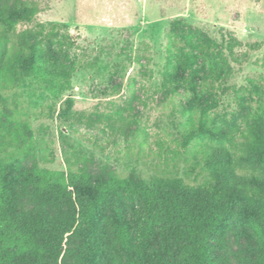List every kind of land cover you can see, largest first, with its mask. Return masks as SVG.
<instances>
[{"label":"rangeland","instance_id":"374dc122","mask_svg":"<svg viewBox=\"0 0 264 264\" xmlns=\"http://www.w3.org/2000/svg\"><path fill=\"white\" fill-rule=\"evenodd\" d=\"M16 4L38 7V22L67 24L79 44L68 54L84 63L56 95L33 81L0 90V155L17 183L37 166L66 173L84 169L95 182L170 177L198 185L207 174L198 166L199 148L185 140L191 114L197 118L209 110L226 129L252 127L256 95L250 81L264 95V0H0V9ZM30 27L20 23L18 31ZM182 30L219 42L232 35L243 43L236 49L241 63L232 62L229 81L241 89L243 99L200 86L192 92L180 87L178 95L160 88L167 35ZM256 44L260 48L251 49ZM101 114L131 124L107 125L98 120ZM236 141L237 173L246 180H264V157L242 152L246 140ZM89 194L99 201L97 191ZM124 216L133 225L127 196L104 198L95 225L71 240L68 264H125L134 253L119 245L110 227ZM253 217L244 196L234 206L224 247L217 251L230 264H264ZM158 242L156 234L152 247Z\"/></svg>","mask_w":264,"mask_h":264},{"label":"trees","instance_id":"16d2710c","mask_svg":"<svg viewBox=\"0 0 264 264\" xmlns=\"http://www.w3.org/2000/svg\"><path fill=\"white\" fill-rule=\"evenodd\" d=\"M39 8L16 4L0 9V90L9 91L36 82L54 95L66 90L71 76L84 67L69 52L79 48L77 38L64 23L38 22ZM20 23L31 25L21 32ZM166 64L160 88L178 95L183 87L192 92L235 93L230 85L232 62L241 63L236 49L243 43L234 36L216 41L196 34L167 35ZM258 50L259 44L251 45ZM256 95L251 128L226 129L215 123L209 110L193 113L185 136L199 148L205 181L189 185L182 178L155 177L139 182L111 177L93 180L87 170L77 172L33 167L23 182L10 175V163L0 155V264H68L70 242L79 232L93 227L104 198L123 194L131 201L133 225L124 216L110 223L116 241L133 257L125 264H230L217 254L223 249L225 226L234 206L246 197L254 214L253 229L264 257V180H246L237 173V138L246 140L247 153L264 157V95L250 81ZM100 122L128 126L131 121L101 114ZM246 154V153H245ZM244 153L241 159L245 158ZM95 190L99 201L89 192ZM158 235L156 248L151 245ZM122 264V263H120Z\"/></svg>","mask_w":264,"mask_h":264}]
</instances>
